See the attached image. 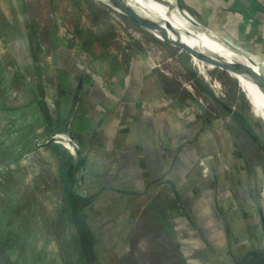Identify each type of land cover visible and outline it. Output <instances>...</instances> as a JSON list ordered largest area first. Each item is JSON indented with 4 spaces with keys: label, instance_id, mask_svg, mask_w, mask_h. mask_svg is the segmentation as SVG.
<instances>
[{
    "label": "rangeland",
    "instance_id": "obj_1",
    "mask_svg": "<svg viewBox=\"0 0 264 264\" xmlns=\"http://www.w3.org/2000/svg\"><path fill=\"white\" fill-rule=\"evenodd\" d=\"M26 1L37 10L42 24H46L45 16L49 11L57 10L70 31L77 32L81 27L79 30L86 34L82 40L87 38V34H95L91 46L83 40L88 46L84 48L82 43L79 47L87 59L91 60L89 54L93 52L110 60L112 55H117L125 64L128 59L131 63L128 68L135 67V64L148 65L150 77L145 79H155V84L156 79L160 81L161 97L166 98L164 110L183 114L184 120L202 114L211 121L212 125L207 127L211 130L210 135L204 133L207 130L203 128L198 137L204 140L203 145L208 142L201 152L209 158L212 157L210 153H214V157L220 160L216 161L218 171L221 163L225 169L220 174V181L227 196L219 202V207L226 212H219L220 219L209 222L203 230L201 228L207 220L194 217L190 221L178 208L179 197L170 187L164 186L155 196L156 200L146 208L147 211H137L133 227L123 236L119 232L125 217L109 213L108 219L107 213L101 212L113 198L108 196L100 202L97 200L93 207L97 210H91L93 216L100 215L96 218L98 221L93 219L96 246L102 242L106 243L104 248L115 246L111 248V254H116L117 258L121 254V264H263L264 228L254 214L248 191L251 189L252 195L264 202V112H257L250 106L234 74L210 65H203L204 68L200 69L187 52L145 29L140 19L134 18L144 28L129 15L98 1L90 0L92 6L83 0L82 3L81 0ZM51 2L56 9H52ZM146 2L190 35L208 34L213 37V43L220 42L251 58L247 55L249 52L227 45L223 41L226 38L205 27L202 19L198 22L200 26H195L187 18H196L195 13L191 10L190 13L183 3L188 15L178 10L175 0ZM5 12L8 11L5 9ZM78 22L81 26L76 25ZM112 27L118 29L116 39L105 42L101 35L110 39L112 34L107 30ZM44 46L46 51L51 49L47 44ZM19 51L22 50H14L19 60H26L24 53L20 55ZM98 61L96 57V66ZM118 67L119 64L116 65ZM254 93L259 97L257 92ZM26 116V111L6 114L0 121V242L6 240L11 245L7 251L0 249V264H72L71 258L62 254L59 248L63 243L59 239L63 230L60 228L61 213L67 212L61 163L51 148L46 149L49 143L45 141H39L42 142L41 149L35 147L30 153V131H24ZM41 128L49 138L48 129ZM41 135L42 132L40 139ZM195 156L191 153L190 158ZM73 183L72 187L76 188V181ZM99 197L88 199H94V203ZM191 206L199 208L197 202ZM204 207L207 216L211 217L213 213L209 212L206 204ZM228 207H232L231 210ZM111 216H116V220ZM101 217L108 220H101ZM73 223L75 226L69 223L64 228L65 239L82 241L76 220ZM216 224L218 226L215 227ZM172 230L175 239L171 238ZM75 253L78 254L77 249Z\"/></svg>",
    "mask_w": 264,
    "mask_h": 264
},
{
    "label": "crops",
    "instance_id": "obj_2",
    "mask_svg": "<svg viewBox=\"0 0 264 264\" xmlns=\"http://www.w3.org/2000/svg\"><path fill=\"white\" fill-rule=\"evenodd\" d=\"M179 1L183 10L184 4L195 13L196 18L191 16L195 21L202 19L205 27L226 38L224 42L249 52L264 74V0ZM31 24L24 0H0V51L9 62L0 71V79L6 82L0 84V121L6 114L26 111L24 131H30V153L35 147L41 149L45 141L49 143L46 149L56 150L59 160L67 159L63 168L76 187L86 192L87 199L100 196L94 203L91 200L90 210H97L93 208L97 200L111 196L101 212L108 219L109 213L125 217L122 236L133 227L137 211H146L164 186L179 197L182 213L190 221L194 217L207 220L201 230L220 219L218 213L225 209L219 202L227 196L220 181L225 169L221 163L218 171L214 153L209 158L201 152L208 142L203 145L204 140L198 138L203 128L204 133H211L208 117L196 114L184 120L183 114L164 110L166 98L161 97L159 81L145 79L150 77L148 65L128 68L129 61L100 76L66 47L37 54L29 44ZM15 49L22 50L20 55L24 53L27 59L20 61ZM191 153L196 156L190 158ZM250 191L254 214L264 228V202ZM195 202L198 209L191 206ZM203 203L213 213L211 217Z\"/></svg>",
    "mask_w": 264,
    "mask_h": 264
},
{
    "label": "trees",
    "instance_id": "obj_3",
    "mask_svg": "<svg viewBox=\"0 0 264 264\" xmlns=\"http://www.w3.org/2000/svg\"><path fill=\"white\" fill-rule=\"evenodd\" d=\"M84 1L92 6V3L90 0H83V2ZM81 3H82V0H81ZM24 4H25L26 11L30 14L32 18V24L28 30V39H29V44H30V48L32 49V51L34 52L36 51L37 54L43 52L45 50L44 44H47L49 48H51V50H55L60 47H66L74 51L82 59V61L88 65L90 69H92L94 72H96L100 76H104L107 73H110L111 70L116 68L117 64H119V67L125 66L124 65L125 63H123L120 60V57L117 55H114V56L112 55L111 60H110L109 58H106L107 56L103 55V57H101L100 55H96L95 53L91 52V54H89V57H92L91 60L87 59L86 55L82 54V51H81L82 49L79 47L83 43L82 42L83 40H85L86 43L87 44L89 43V46H91L93 43L92 36H94L95 34H87L88 35L87 38L84 37L85 39L82 40L83 36L86 34L79 30L81 27L77 28L79 30V31L77 30V32L70 31L66 23H64V20H62L63 18L62 19L60 18L59 12H57V10L49 11L47 15L45 16L46 24L44 23L42 24L40 22V18L37 16V10L35 8L33 9L32 6H30V3H28L26 0H24ZM52 4L53 3L51 2V5ZM87 7L88 5L86 4V8ZM52 9H56L54 5H52ZM76 25H80L79 22ZM117 30L118 29L116 27H112L111 30H107L109 31L110 34H112L110 39L105 38V35L103 34L101 35V38L105 42L110 41L111 39L114 41L116 39L115 34L117 33ZM83 45H84V48L88 46V45H85L84 43ZM116 49L117 48L114 47V50ZM113 52L117 54L115 51ZM94 57L95 58L97 57L100 60L98 61L97 64L99 65L97 66L94 63V59H95ZM126 61L129 62L128 59ZM8 63L9 62L7 59V55L6 54L4 55V53L0 51V71L4 68L6 69L8 67ZM11 64H12V61H11ZM108 64H110V66ZM4 80L5 79H0V84L4 83L5 82ZM53 153L54 155L57 156L56 150L53 149ZM65 160L64 159L59 160V162L61 163V168L66 166L62 163V162H65ZM69 181L72 186V184L74 183H73L71 174L69 175ZM63 189L66 195L65 202L67 206V212L64 211L61 213L62 220L60 221V228L63 230L62 232H60L59 239L62 240L63 243H61L62 245L59 244L60 245L59 248L62 254H65V256H68V258L70 257L72 264H121L120 255H118L119 257L117 258L116 254L114 255L111 254V250L114 249L115 246L113 248L111 247L112 248L111 249L107 247L104 248V246L106 245V243L104 242L100 243V245H97V246L95 244L96 241L94 239L95 236L93 232L94 231L93 219L95 218L96 221L98 220L96 219V215L93 216V214H91V210H90L91 200L87 198L85 199V198L78 197L75 194L69 195L66 192L65 187H63ZM178 208L181 210V213H182V208H181L180 203H178ZM74 220H76L78 224V229H79V232L81 233L82 241H80L79 239L78 241L74 242V240L65 239L66 231L64 228L68 226L69 223L74 225L73 223ZM174 236H175V233L172 230L171 238H173ZM90 238H92V240ZM10 246L11 245L8 244L6 240L0 242V249L2 252L9 250L11 248ZM76 249L78 250V254L75 253ZM88 253L90 255H88ZM77 255H80V256H77ZM93 259H96V261L92 262L91 260ZM4 261L2 262L4 263Z\"/></svg>",
    "mask_w": 264,
    "mask_h": 264
},
{
    "label": "bare ground",
    "instance_id": "obj_4",
    "mask_svg": "<svg viewBox=\"0 0 264 264\" xmlns=\"http://www.w3.org/2000/svg\"><path fill=\"white\" fill-rule=\"evenodd\" d=\"M124 1L131 3L136 9H138L140 11V13L144 14L143 16H137L136 15L133 17L140 19L141 22L143 23L144 27L146 29H149L151 32H153L160 39L170 40L174 44H177L180 47L183 45V43L187 44L193 50L197 51L199 54H202V55H207V54L214 55V56L222 58L228 62L242 61L243 62L242 64L244 66L250 65L249 58L244 57L238 51L227 48L226 46H224V44H222L220 42L213 43V37L212 36H210L208 34L190 35V33L185 32L180 27L175 26L174 24L171 23V21L169 20V18L166 15H164L162 12H160L154 6L148 4L146 2V0H124ZM180 17H181V15H180ZM157 19L158 20L162 19L163 21L168 23L172 27V31H169L163 25L159 24L157 22ZM192 59L196 63L197 67H199L200 69L204 68L203 64L200 61H198L194 58H192ZM248 67H250V66H248ZM254 69L257 72L263 73L262 69L260 68V66L257 63H256V66L254 67ZM233 76L236 77V79L239 82V86L245 92V94H246L245 96H247L246 99L251 104L250 106H252L255 109V111H257V112H261V111L264 112V95L259 92L257 87L254 85V82H252L250 79H248L245 76H239V75H233ZM252 90L257 92L259 97L256 96L254 91H252Z\"/></svg>",
    "mask_w": 264,
    "mask_h": 264
},
{
    "label": "water",
    "instance_id": "obj_5",
    "mask_svg": "<svg viewBox=\"0 0 264 264\" xmlns=\"http://www.w3.org/2000/svg\"><path fill=\"white\" fill-rule=\"evenodd\" d=\"M95 1H98V2H100L106 6H109L111 8L116 9L119 12H123V13L129 15L130 18H132L134 21H136V20L134 19L133 16H136V15L137 16H143L144 15L143 13H140V11L138 9H136L131 3H128L127 1H124V0H95ZM176 2H177V7H178L179 11L182 12L184 15L185 14L188 15V13H186V11L183 10L180 1L176 0ZM187 18L195 26H197V27L200 26L199 23L197 21H195L191 16H189ZM157 22L159 24L163 25L169 31H172V27L168 23L163 21L162 19H159V20L157 19ZM139 25L142 26L141 24H139ZM164 40L172 42V41L167 40V39H164ZM226 44L230 46V44H228V43H226ZM174 45H176L177 47H179L183 51L187 52L192 58L200 61L203 65L214 66V67H217L219 69L229 71L230 73H233L234 75L247 77L252 82H254V85L257 87L259 92L264 95V74L262 72L255 71L254 67L256 66V63L251 58L249 59L250 65H248L251 67L250 68L248 66H244L242 63L228 62V61H226L222 58H219L217 56H214V55L199 54L197 51L193 50L191 47H189L187 44H184V43L181 47L178 46L177 44H174ZM61 173H62L63 185H64L67 193L69 195L75 194L78 197L86 198V196H87L86 192H84L81 188H77V187L75 188V187L71 186L70 181H69V175L64 168H61ZM258 207L260 209L259 210L260 213L262 214V210H261L259 205H258Z\"/></svg>",
    "mask_w": 264,
    "mask_h": 264
}]
</instances>
